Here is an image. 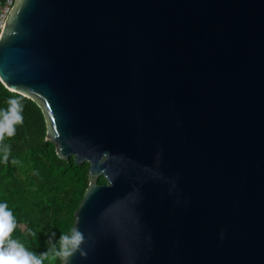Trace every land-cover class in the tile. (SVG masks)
Wrapping results in <instances>:
<instances>
[{
    "label": "water",
    "instance_id": "water-1",
    "mask_svg": "<svg viewBox=\"0 0 264 264\" xmlns=\"http://www.w3.org/2000/svg\"><path fill=\"white\" fill-rule=\"evenodd\" d=\"M0 83L88 164L68 264H264V0H14Z\"/></svg>",
    "mask_w": 264,
    "mask_h": 264
},
{
    "label": "trees",
    "instance_id": "trees-1",
    "mask_svg": "<svg viewBox=\"0 0 264 264\" xmlns=\"http://www.w3.org/2000/svg\"><path fill=\"white\" fill-rule=\"evenodd\" d=\"M12 98L21 101L23 124L16 126L13 137H5L11 153L7 163L0 162V203L7 204L16 220L11 238L39 256L48 250L47 241L53 232L58 241L61 234L73 228L74 212L88 186V164L77 165L72 157L59 159L54 145L45 140L46 125L40 108L0 83V109H7V101ZM12 160L18 162L13 164ZM104 183L103 178L98 179V184ZM61 263L52 257L44 261Z\"/></svg>",
    "mask_w": 264,
    "mask_h": 264
},
{
    "label": "clouds",
    "instance_id": "clouds-1",
    "mask_svg": "<svg viewBox=\"0 0 264 264\" xmlns=\"http://www.w3.org/2000/svg\"><path fill=\"white\" fill-rule=\"evenodd\" d=\"M7 109H0V162L7 163L11 153V146L5 144V137L11 138L16 133V126L23 124V106L19 99H9ZM18 161L12 160L13 164ZM16 220L12 212L8 210L6 203H0V264H44L49 257L59 258L63 264L79 253L80 257H86L87 252L82 248L85 237L78 227L67 234H61L58 241L53 232L48 238V250L39 256L26 250L18 240L12 239V233L16 229ZM35 236V233H30Z\"/></svg>",
    "mask_w": 264,
    "mask_h": 264
},
{
    "label": "built area",
    "instance_id": "built-area-1",
    "mask_svg": "<svg viewBox=\"0 0 264 264\" xmlns=\"http://www.w3.org/2000/svg\"><path fill=\"white\" fill-rule=\"evenodd\" d=\"M14 0H1L0 1V34L4 25V22L7 18V15L10 13Z\"/></svg>",
    "mask_w": 264,
    "mask_h": 264
}]
</instances>
